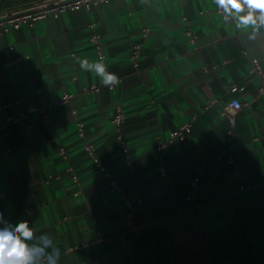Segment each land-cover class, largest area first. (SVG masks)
<instances>
[{
  "label": "crops",
  "instance_id": "1",
  "mask_svg": "<svg viewBox=\"0 0 264 264\" xmlns=\"http://www.w3.org/2000/svg\"><path fill=\"white\" fill-rule=\"evenodd\" d=\"M89 22L103 62L88 42ZM188 28L197 48L187 42ZM250 32L251 26L240 29L226 19L215 0H108L89 9L68 7L56 17L48 13L0 35V104L21 100L1 109L0 118L28 105L45 106L47 113L0 129L5 219H28L38 235L49 233L61 264H264V101L258 79L247 74L252 56L264 72V34L249 40ZM136 42L142 47L134 69L128 53ZM84 59L106 65L119 83L80 93L102 83L81 68ZM65 93L74 96L58 104ZM233 98L243 106L229 145L219 111ZM117 103L126 116L122 134L131 169L112 131ZM193 116L184 139L163 149L162 177L153 147ZM77 120L95 159L132 202L130 225L119 194L85 153ZM229 158L239 165V177ZM201 164L202 195L189 184ZM74 245L80 247L65 252Z\"/></svg>",
  "mask_w": 264,
  "mask_h": 264
},
{
  "label": "built area",
  "instance_id": "2",
  "mask_svg": "<svg viewBox=\"0 0 264 264\" xmlns=\"http://www.w3.org/2000/svg\"><path fill=\"white\" fill-rule=\"evenodd\" d=\"M98 1L101 2H107L108 0H39L35 7L29 8L25 11L19 12V13H12V14H2L0 15V35L10 31L18 29L22 24L26 23L29 26H32V24L42 19L46 16L48 13H52L53 16H57L59 12L64 10L65 8H77L78 6H83L86 9H89L91 5L96 4ZM185 18H183L184 20ZM90 32L88 35V42L92 46V49L94 51V54L96 58L103 62L104 61V55L101 51V43L99 41V35L94 30L95 23L89 22L87 24ZM140 35L142 39H146L148 35V29L143 28L140 31ZM185 36L187 39V42L197 48L196 46V36L193 34L191 29H187L185 32ZM141 42H136L131 45V48L128 53V61L130 65L137 69L139 66V59L141 56ZM245 53V52H244ZM250 60V66L247 69L248 75H254L259 83L257 86V95L264 101V72L260 66V63L258 59L254 56L249 58ZM104 86L103 83L101 84H90L88 86H83L80 89V93H95L99 91L100 87ZM109 89H112L114 87H108ZM232 88L235 87V85H231ZM231 87L226 89L228 91ZM38 92V91H36ZM74 95L65 93L63 94L59 100L57 101L58 104L62 105L66 102H68ZM21 102L20 99H15L11 103L8 104H0V110L9 106L10 104L17 105ZM214 102V100L208 101L206 105L203 107L204 110L208 109L209 106ZM242 104L235 98L230 99L227 101L224 106L221 107L219 114L220 116L227 122V129H226V142L230 145L232 141L234 140L236 136L235 132V114L242 108ZM36 113L39 114L41 117L45 118L47 117L46 113V107L42 105H28L24 110L19 111L16 115L7 116L4 118H0V129L5 126L6 123H16L20 120L26 119L28 114ZM125 113L122 110V107L120 104L114 105L113 114L111 116V126L112 131L114 132L115 139L117 141V144L121 150V153L124 158V162L128 169L132 168L131 159L128 154V147L125 142V139L122 134V126L125 121ZM195 119V116L191 117V119L187 122L182 123L179 125L176 129L171 131L166 141H157L155 146L153 147V151L157 154V170L159 174L164 177L166 176V168L163 161L162 151L164 148H166L167 145L173 143L174 140L182 141L185 137V134L189 131L191 127V122ZM83 122L82 121H75V127H76V135L83 140V148L85 153L89 158H91L95 165L103 172L104 177L108 180L109 185L116 190V192L120 196V200L122 201L123 205L128 209L126 213L127 223L130 225L131 223V208H132V202L120 191V188L118 187V184L111 176L110 172L106 170L96 159L94 155V147L90 142L85 141V133L83 130ZM26 130L29 131L31 129V124H26L25 126ZM262 141L264 143V137H262ZM10 152V149H4L3 155H8ZM60 153L62 154L63 158H66V155L64 151L61 149ZM226 163L231 166L232 175L234 177H239L240 174V168L239 165L234 162L232 159H226ZM202 164L200 165V169L197 171V173L189 180V184L191 187L195 188L200 195L203 194V186L200 184V177L202 176ZM68 171L71 173V179L73 181H76V176L73 174L72 168L69 167ZM55 179L58 178V176L54 177ZM45 182H48V179H45ZM250 186H241L239 188V191H244L246 189H249ZM137 203H139V199L136 200ZM102 238L100 235H98L96 241L101 240ZM95 241V242H96ZM80 246H84V244H81ZM80 246L74 245L71 247H68L65 249V252H71L76 249H78Z\"/></svg>",
  "mask_w": 264,
  "mask_h": 264
},
{
  "label": "clouds",
  "instance_id": "3",
  "mask_svg": "<svg viewBox=\"0 0 264 264\" xmlns=\"http://www.w3.org/2000/svg\"><path fill=\"white\" fill-rule=\"evenodd\" d=\"M216 7L240 29H248L249 40L264 34V0H215ZM81 68L94 71L102 77L104 86L119 83L116 74L110 73L103 63L79 60ZM61 250L49 233L37 234L28 219L12 223L0 211V264H61Z\"/></svg>",
  "mask_w": 264,
  "mask_h": 264
},
{
  "label": "rangeland",
  "instance_id": "4",
  "mask_svg": "<svg viewBox=\"0 0 264 264\" xmlns=\"http://www.w3.org/2000/svg\"><path fill=\"white\" fill-rule=\"evenodd\" d=\"M39 0H1L0 15L19 13L35 7Z\"/></svg>",
  "mask_w": 264,
  "mask_h": 264
},
{
  "label": "trees",
  "instance_id": "5",
  "mask_svg": "<svg viewBox=\"0 0 264 264\" xmlns=\"http://www.w3.org/2000/svg\"><path fill=\"white\" fill-rule=\"evenodd\" d=\"M0 5H1V0H0Z\"/></svg>",
  "mask_w": 264,
  "mask_h": 264
}]
</instances>
